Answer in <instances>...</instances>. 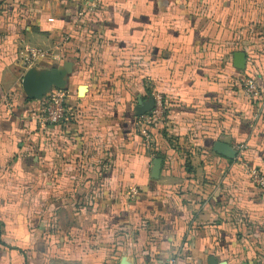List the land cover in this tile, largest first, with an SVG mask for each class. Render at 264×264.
Wrapping results in <instances>:
<instances>
[{
	"label": "crops",
	"instance_id": "0c3cea01",
	"mask_svg": "<svg viewBox=\"0 0 264 264\" xmlns=\"http://www.w3.org/2000/svg\"><path fill=\"white\" fill-rule=\"evenodd\" d=\"M27 45L57 57L26 68ZM52 70L70 116L43 126L22 78ZM239 145L264 173V0H0V264H264Z\"/></svg>",
	"mask_w": 264,
	"mask_h": 264
},
{
	"label": "built area",
	"instance_id": "2783aa9c",
	"mask_svg": "<svg viewBox=\"0 0 264 264\" xmlns=\"http://www.w3.org/2000/svg\"><path fill=\"white\" fill-rule=\"evenodd\" d=\"M89 6L91 4L89 2ZM81 13V12H80ZM26 68L35 66L38 61L45 59H56L57 55L53 48H44L40 46L27 45L24 47ZM241 92L249 98H257L261 89L259 82L252 76H246L241 81ZM154 102L150 113H144L138 116L135 127L139 135L142 136L144 144L151 149V135L146 127L150 124L157 123L163 115L164 100L161 94L156 92L150 93ZM67 92L65 89L52 88L40 100V107L35 113V118L40 125L56 124L66 120V113L69 110L67 105ZM244 145L235 148V154L232 160L244 167L249 175L251 183L264 190V173L258 168L249 167L243 160ZM138 193L136 187H130L127 190V196L133 198ZM168 264H175V259L171 258Z\"/></svg>",
	"mask_w": 264,
	"mask_h": 264
},
{
	"label": "water",
	"instance_id": "95a60500",
	"mask_svg": "<svg viewBox=\"0 0 264 264\" xmlns=\"http://www.w3.org/2000/svg\"><path fill=\"white\" fill-rule=\"evenodd\" d=\"M233 63L238 67H244L245 65V53L244 52H235L233 54ZM34 67V66H33ZM31 68V67H30ZM31 70V69H30ZM26 72L22 78V88L26 93V97L30 100L40 101L42 97L52 88L65 89L60 85L59 76L52 71L35 77L33 74ZM150 103L144 112H140L138 115L144 113H150L154 102L150 94ZM235 150L233 151L231 158L234 157ZM161 166V159L155 158L152 161L151 177L158 178ZM211 261V260H210Z\"/></svg>",
	"mask_w": 264,
	"mask_h": 264
},
{
	"label": "trees",
	"instance_id": "16d2710c",
	"mask_svg": "<svg viewBox=\"0 0 264 264\" xmlns=\"http://www.w3.org/2000/svg\"><path fill=\"white\" fill-rule=\"evenodd\" d=\"M135 118H136V120H137L138 116L136 115ZM152 126H154V124L147 125V127H146V129H147V131L149 132V134H150V128H152ZM136 132H137V131H136ZM137 133H138V132H137ZM140 136H141V135H140ZM141 141H142V143H144L142 136H141ZM154 152H155V154H156V151H154ZM156 156H159V153H157Z\"/></svg>",
	"mask_w": 264,
	"mask_h": 264
},
{
	"label": "rangeland",
	"instance_id": "374dc122",
	"mask_svg": "<svg viewBox=\"0 0 264 264\" xmlns=\"http://www.w3.org/2000/svg\"><path fill=\"white\" fill-rule=\"evenodd\" d=\"M34 46H36V45H34ZM69 113H70V109L66 113V120L65 121H67L68 117L70 116Z\"/></svg>",
	"mask_w": 264,
	"mask_h": 264
}]
</instances>
